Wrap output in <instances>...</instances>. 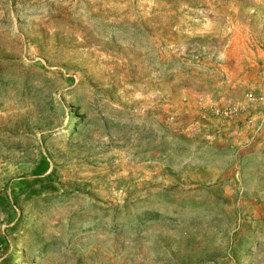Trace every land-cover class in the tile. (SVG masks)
<instances>
[{
	"label": "rangeland",
	"instance_id": "obj_1",
	"mask_svg": "<svg viewBox=\"0 0 264 264\" xmlns=\"http://www.w3.org/2000/svg\"><path fill=\"white\" fill-rule=\"evenodd\" d=\"M42 156L0 264H264V0H0V191Z\"/></svg>",
	"mask_w": 264,
	"mask_h": 264
},
{
	"label": "trees",
	"instance_id": "obj_2",
	"mask_svg": "<svg viewBox=\"0 0 264 264\" xmlns=\"http://www.w3.org/2000/svg\"><path fill=\"white\" fill-rule=\"evenodd\" d=\"M79 125L80 123L77 125L74 123V130H76V132L78 131ZM56 173L57 169L53 166L50 159L46 156H42L31 172L33 179H20L16 185L11 188L10 192L7 190L0 191V215L4 217V220L8 224L4 231L0 233V245L9 247L7 232L15 230L19 226L21 216L16 218V215L21 198L30 201L41 196L58 195L60 193V186L54 181ZM20 243L22 246L19 249L21 261L18 262L17 245ZM42 252V250H36L32 252V257L37 258ZM26 255V244L23 243L22 239H14L8 264H28L27 261H25Z\"/></svg>",
	"mask_w": 264,
	"mask_h": 264
}]
</instances>
